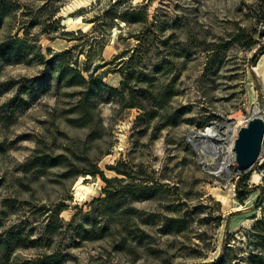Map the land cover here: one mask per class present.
Here are the masks:
<instances>
[{"label": "rangeland", "instance_id": "374dc122", "mask_svg": "<svg viewBox=\"0 0 264 264\" xmlns=\"http://www.w3.org/2000/svg\"><path fill=\"white\" fill-rule=\"evenodd\" d=\"M11 1L0 44L30 49L0 57V232L24 247L0 264H264V145L246 172L226 149L264 120V0Z\"/></svg>", "mask_w": 264, "mask_h": 264}, {"label": "trees", "instance_id": "16d2710c", "mask_svg": "<svg viewBox=\"0 0 264 264\" xmlns=\"http://www.w3.org/2000/svg\"><path fill=\"white\" fill-rule=\"evenodd\" d=\"M15 4L11 0H0V23L3 22V20L9 16V14L13 11V7ZM30 46L27 45V42L25 40L17 39L15 42H4L0 44V57H7L8 55H13L18 53L20 50H29ZM58 81H64L67 86H72L74 84L79 85H85L88 90L92 87V85H96V87H101L105 89L108 92L119 94L120 92L117 90H114L112 88H108L105 86L102 82H95L92 78V76H89V79L87 80L80 71L74 69L70 65H64L60 73L57 76ZM58 159L54 160L57 161ZM52 163L48 162L45 158H36L32 160H28L26 163V168L30 169L31 167H39V168H45L46 166H50ZM124 176H127L128 174L126 172L121 173ZM91 175H100L102 179H104L105 183L107 185H111L112 181L109 179H105L103 177V172L100 171L98 168H95ZM249 175L243 174L240 177V181L238 182V186L242 189H247V185L245 182L248 180ZM107 192V191H105ZM5 204H9V202H5ZM58 220V219H57ZM179 220H174L173 222H178ZM24 240H22L21 234H14L12 231L8 232H0V263H6L9 261L11 254L16 250L17 248L24 247ZM215 264V263H214Z\"/></svg>", "mask_w": 264, "mask_h": 264}, {"label": "water", "instance_id": "95a60500", "mask_svg": "<svg viewBox=\"0 0 264 264\" xmlns=\"http://www.w3.org/2000/svg\"><path fill=\"white\" fill-rule=\"evenodd\" d=\"M264 140V120L251 117L245 126L238 128L233 144L234 160L242 171L251 170L257 163Z\"/></svg>", "mask_w": 264, "mask_h": 264}, {"label": "bare ground", "instance_id": "6f19581e", "mask_svg": "<svg viewBox=\"0 0 264 264\" xmlns=\"http://www.w3.org/2000/svg\"><path fill=\"white\" fill-rule=\"evenodd\" d=\"M263 64H264V54L260 57V60H259L257 66L261 67ZM259 112H260L259 109L257 107H254L252 117L259 116ZM206 135L215 136L213 129L207 128ZM236 137H237V133L235 131H233V133H231L229 136L228 142L226 143V149L230 155V158H233V154H234L233 153V144H234V140L236 139ZM230 163H231V160H222L215 168L216 173H220L222 170L226 169ZM79 184H80V182H79ZM80 186L82 188H86L88 190V192L91 194L95 193V189L90 185L86 186V185L82 184Z\"/></svg>", "mask_w": 264, "mask_h": 264}, {"label": "built area", "instance_id": "2783aa9c", "mask_svg": "<svg viewBox=\"0 0 264 264\" xmlns=\"http://www.w3.org/2000/svg\"><path fill=\"white\" fill-rule=\"evenodd\" d=\"M263 145H264V140H263L262 148H263ZM232 162L236 163L235 160H234V157L232 159Z\"/></svg>", "mask_w": 264, "mask_h": 264}]
</instances>
